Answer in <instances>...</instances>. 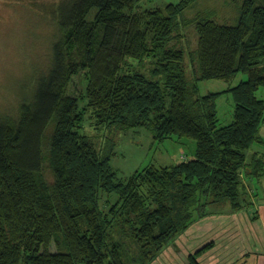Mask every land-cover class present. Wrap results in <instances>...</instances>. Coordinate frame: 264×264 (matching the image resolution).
<instances>
[{
	"label": "trees",
	"instance_id": "16d2710c",
	"mask_svg": "<svg viewBox=\"0 0 264 264\" xmlns=\"http://www.w3.org/2000/svg\"><path fill=\"white\" fill-rule=\"evenodd\" d=\"M144 1L49 7L50 65L18 118L0 116V264H151L197 222L253 207L243 175L264 177V159L249 157L263 144L264 0H232L235 24L197 11L185 23L194 25V48L183 43L181 20L200 0L163 8ZM239 75L231 88L199 93L202 81ZM224 94L234 109L221 125ZM88 119L110 135L144 128L159 141H193V157L121 179L111 166L114 137L100 152L84 133ZM212 248L200 247L187 264H201Z\"/></svg>",
	"mask_w": 264,
	"mask_h": 264
},
{
	"label": "rangeland",
	"instance_id": "374dc122",
	"mask_svg": "<svg viewBox=\"0 0 264 264\" xmlns=\"http://www.w3.org/2000/svg\"><path fill=\"white\" fill-rule=\"evenodd\" d=\"M58 1L0 0V116L16 120L22 102L31 99V91L34 90L36 80L48 69L51 39L55 37L56 32L49 7ZM178 3L179 0H145L142 6L163 8L168 4ZM232 4V0H200L188 8L181 20L185 47H195L194 25L185 23L191 21L197 11L210 12V18L219 23L235 24L237 10ZM130 63L135 68H140L137 62L130 61ZM150 69L149 62L145 61L140 70L148 75ZM242 78L245 77L239 75L231 82L202 81L198 84L199 93L203 96L222 92L235 86ZM74 85L81 86L79 79L74 78ZM260 95L264 99V89L261 90ZM216 108L221 125L232 122L234 103L230 94L220 96ZM108 132L97 129L91 120L86 121L84 133L96 139L100 152L105 144V138L114 137L116 144L111 157V166L121 179L129 178L135 171L148 165L172 166L193 157L195 148L193 141H179L176 138L159 141L153 138L151 131L144 128L128 131L114 129L111 135ZM261 149L264 153V147ZM45 174L50 180L46 165ZM222 222L226 225L227 220L224 218L209 220L203 224L199 232L192 233L190 230L184 233L151 264H187L188 255L204 245L216 231L219 232L217 228L223 224Z\"/></svg>",
	"mask_w": 264,
	"mask_h": 264
},
{
	"label": "crops",
	"instance_id": "0c3cea01",
	"mask_svg": "<svg viewBox=\"0 0 264 264\" xmlns=\"http://www.w3.org/2000/svg\"><path fill=\"white\" fill-rule=\"evenodd\" d=\"M260 136L264 140V126L260 129ZM263 144L252 147L250 159L254 154L264 159V153L261 151ZM243 182L252 200L253 207L250 210L207 217L185 232H199L209 220H227L226 225L222 222L217 228L220 231H216L214 236L204 243L206 245L213 242L214 248L198 259L201 264H264V177L256 180L244 174Z\"/></svg>",
	"mask_w": 264,
	"mask_h": 264
},
{
	"label": "bare ground",
	"instance_id": "6f19581e",
	"mask_svg": "<svg viewBox=\"0 0 264 264\" xmlns=\"http://www.w3.org/2000/svg\"><path fill=\"white\" fill-rule=\"evenodd\" d=\"M242 180V179H241Z\"/></svg>",
	"mask_w": 264,
	"mask_h": 264
}]
</instances>
